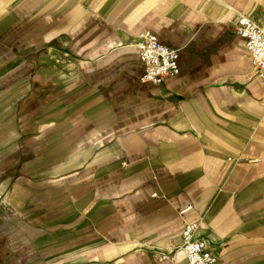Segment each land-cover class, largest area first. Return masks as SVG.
<instances>
[{"label": "crops", "instance_id": "crops-1", "mask_svg": "<svg viewBox=\"0 0 264 264\" xmlns=\"http://www.w3.org/2000/svg\"><path fill=\"white\" fill-rule=\"evenodd\" d=\"M264 0H0V264H264ZM153 32L179 73L140 81ZM161 253L168 257L163 259Z\"/></svg>", "mask_w": 264, "mask_h": 264}, {"label": "built area", "instance_id": "built-area-1", "mask_svg": "<svg viewBox=\"0 0 264 264\" xmlns=\"http://www.w3.org/2000/svg\"><path fill=\"white\" fill-rule=\"evenodd\" d=\"M235 29L237 35L243 40L244 49L254 72L264 87V27L258 25L248 15L240 14L236 18ZM134 45L138 49L143 68L140 81L160 85L166 78L179 73L180 50L162 44L153 32L138 34ZM261 101L264 105V94ZM196 228L195 221H189L183 225L181 231L183 241L180 249L184 253V264H214L218 257L207 248L202 239L195 237ZM161 257L166 259L168 255L161 253Z\"/></svg>", "mask_w": 264, "mask_h": 264}]
</instances>
